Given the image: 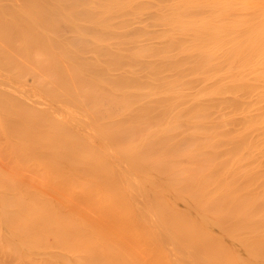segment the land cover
<instances>
[{"label": "bare ground", "instance_id": "obj_1", "mask_svg": "<svg viewBox=\"0 0 264 264\" xmlns=\"http://www.w3.org/2000/svg\"><path fill=\"white\" fill-rule=\"evenodd\" d=\"M263 51L264 0H0V264L65 226L117 264H264Z\"/></svg>", "mask_w": 264, "mask_h": 264}, {"label": "rangeland", "instance_id": "obj_2", "mask_svg": "<svg viewBox=\"0 0 264 264\" xmlns=\"http://www.w3.org/2000/svg\"><path fill=\"white\" fill-rule=\"evenodd\" d=\"M145 1V0H144ZM263 53H264V51H263ZM260 62V61H259ZM260 65V66H259ZM264 58H263V61H261V63H258V65L256 64V67L257 68H253L252 69V72H251V75H250V77H251V80H250V83H252L253 84V86H255V91L256 92H253V93H251L250 95H248V99H250V101H252L253 102V105L251 106V108H250V111H251V114L253 115V122L255 121V117L254 116H256L257 117V119H256V121L257 122H255V123H257L256 125H254V124H251L250 125V128H249V130H248V132H249V137H250V147H249V159H248V162H247V164H248V168H249V170H250V172L249 173H253L252 175L253 176H251L252 177V180H253V178H254V172L255 171H257V175H259V177H258V180H257V183H258V187H260V189H262V194H264V114H263V111H264V108H263V110L262 111H259L260 110V107H263L264 106ZM261 68H263V69H261ZM254 69L255 70H257V72H256V75H257V73H258V71H259V73L260 72H262L263 71V76L261 77L260 75H257V77L258 76H260V77H258L259 78V80H255V79H253L252 77H253V74H254ZM259 69V70H258ZM261 78H263V79H261ZM260 79H261V81H260ZM263 80V81H262ZM246 99V94H245V97H244V100ZM259 109V110H258ZM262 109V108H261ZM263 114V115H262ZM258 115H260V116H258ZM256 142V143H255ZM255 145H257V146H255ZM259 173V174H258ZM30 175V174H29ZM34 176H36V175H34ZM26 177V178H25ZM25 177H24V179H26V181L29 183V179L31 180V182L29 183V184H34L35 185V183L34 182H36V186H38V184L40 185V183H38L37 182V180H39V179H41V178H39V177H37V179H36V177H35V181H33L34 179H33V177H32V175H31V177H28V176H26L25 175ZM250 177V178H251ZM28 178V179H27ZM39 178V179H38ZM43 180H46V181H43ZM26 181H25V183H26ZM33 181V182H32ZM42 182H46V183H48V179L46 178V179H43L42 178V180H41ZM52 180H50V182H51ZM54 181V180H53ZM56 181H58V180H56ZM56 181H54L55 183H57ZM254 180L253 181H251V183H253L254 184ZM53 184V187L56 185V184ZM254 186H257V184L256 185H254ZM41 187V186H40ZM258 187H256V188H258ZM254 189H255V187H253ZM260 189L259 190H257V191H260ZM256 190V189H255ZM63 192H65V194L67 195V196H65L64 195V193ZM57 193H58V196H56L57 195ZM69 192L68 191H64V189H60L59 188V190L57 189L56 190V188L55 189H51V190H49V195L47 196V198L48 199H53L54 198V200L56 199V200H58V201H64V202H62V204L63 205H61V201L58 203V205H59V207L64 211V212H66V209L69 211V212H71L72 214H74V212H76V210H77V213L75 214V216H77V218H79L80 216L81 217H86L87 215V217H90V218H98L97 217V214H95L94 216H92L91 217V214H92V211L91 212H88L89 210H86L87 211V213H86V211H85V213L83 212L87 207H88V200L86 201L85 200V202L86 203H84L85 205L83 206V203H82V205H81V203H80V206H83L82 208H80V207H76L75 205L77 204L76 202L78 201L79 202V199H74V200H72V201H69V194H68ZM260 193V194H261ZM51 194H52V197H50L51 196ZM64 197H63V196ZM67 197V199H65ZM70 197H71V195H70ZM78 197V196H77ZM71 199V198H70ZM82 200H84V199H82ZM68 204H67V203ZM80 202H82V201H80ZM79 204V203H78ZM67 205V206H66ZM71 207V209H70V207ZM79 206V205H78ZM73 207H75V209L73 208ZM80 208V209H79ZM73 209H74V212H72L73 211ZM68 212V213H69ZM82 212V213H81ZM95 212H97V211H95ZM82 214H85V215H82ZM93 214H94V212H93ZM93 220H91L90 222L98 229V230H100L99 228H101V230L103 231V232H106V230L109 228V226H108V224H106L105 222V224L108 226V227H104V226H106L104 223V225L103 224H101V225H103L102 227L100 226V223H102V222H100V223H98V221H97V224H95L96 222L94 221V222H92ZM99 226V227H98ZM75 226H72V228H74ZM77 227V230L75 229ZM74 229H73V232L76 230V231H78L79 230V228L80 227H82L81 229H80V232L81 233H83L82 235V237H79V238H75L74 236L72 237L71 235H70V233L72 232L71 230H72V228L70 227V226H65L63 229L61 228L60 229V227H57L56 229H54V227H52V228H50L51 230L53 229V231L55 230L56 232H58V230L59 231H63V236L62 235H60V234H57V236H60L59 237V239L61 240V241H63V243H61L60 242V240L58 241L57 240V243L55 242V240L56 239H54L53 240V238H48V237H46V238H44V240H42V239H39V241H38V239H29V240H26V243H27V245L26 246H28L29 244V246H28V248H26V251L25 252H27V255H28V257L26 258V256H25V260H27L26 261V264L28 263V264H30L31 263V260H32V263L33 264H88L87 263V260H91L90 262H92V263H94V264H100V263H102V264H117V261H116V258L115 257H117V255H116V253H115V249L113 250V249H110L113 245H115L116 244V246L117 245H121L122 246V243L120 244L118 241H116V240H114V241H111V239L112 238H109V240H103V244L101 243L100 244V242H101V240H96L97 242H95V240L93 241V239L90 241V239L87 237V231H88V227H87V231L86 230H84V227H86V226H80V227H78V226H76ZM104 227V228H103ZM105 231H104V230ZM23 230V229H22ZM67 230H69V231H67ZM100 230V231H101ZM71 231V232H70ZM84 231H86V232H84ZM92 231L94 232V230L92 229ZM101 231V232H102ZM69 233V234H68ZM68 235V236H67ZM86 235V236H85ZM69 237V238H68ZM71 237V238H70ZM65 238V239H64ZM74 238V239H73ZM69 239H72L73 241L71 242V240H70V243L68 242L69 241ZM68 240V241H67ZM77 240V241H76ZM53 243H52V242ZM67 241V242H66ZM75 241V242H74ZM105 241V242H104ZM111 241V242H110ZM59 242H60V245H62V247H60V245L58 246V244H59ZM75 244H74V243ZM86 242V245L84 244ZM114 242H115V244H114ZM119 244H118V243ZM43 243V244H42ZM46 243V244H45ZM48 243V244H47ZM51 243V244H50ZM55 243L57 244V246L55 245ZM78 243V244H77ZM105 243V244H104ZM113 243V245H111L110 246V244H112ZM91 244H92V246H91ZM136 244H139V243H136ZM37 245V246H36ZM51 245H53V246H51ZM65 245V246H64ZM96 245H97V247H96ZM135 245V243H132V242H129V244L127 243V245L125 246L126 247V249H127V247H133ZM32 246V247H31ZM48 246L50 247V248H48ZM91 246V247H90ZM104 246V247H103ZM108 246L110 247L109 249L110 250H112V251H105L104 249H106V247H107V249H108ZM63 247H65V248H63ZM75 247V248H74ZM92 247H93V249H92ZM118 247V246H117ZM120 247V246H119ZM123 247V246H122ZM137 247H139V248H141L140 249V252H142V247H144V245H141V247L140 246H137ZM136 247V248H137ZM29 248H31V249H29ZM37 248V249H36ZM39 248V249H38ZM41 248V249H40ZM62 248V249H61ZM79 248V249H78ZM99 248H101V251H102V253H101V251H98V249ZM113 248H114V246H113ZM121 248V247H120ZM120 248H118V249H120ZM29 249V250H28ZM106 249V250H107ZM65 250V251H64ZM74 250H76V251H74ZM98 251V253L99 254H97V253H95V252H97ZM68 251V252H67ZM77 251H78V253H77ZM105 251V252H104ZM114 251V252H113ZM116 251H117V248H116ZM131 251H132V249H131ZM106 252H107V254H106ZM70 253H72L73 255H71ZM115 254V255H111V254ZM118 253H119V250H118ZM64 254V255H63ZM74 254H76L75 256H77V260L76 261H74L76 258L74 257ZM80 254V255H79ZM100 254L102 255L101 257H100ZM48 256V258H47V256ZM78 255L80 256L79 258H78ZM81 255H83V256H81ZM142 255V254H141ZM60 256V257H59ZM63 256V257H62ZM72 256V257H71ZM103 256L104 257H106L107 256V258L105 259V261L109 258V261H107V263H103ZM115 256V257H114ZM143 256V255H142ZM74 257V258H73ZM99 257V261L98 260H96L97 258ZM63 258V259H62ZM46 260V262L45 261H43V260ZM74 259V260H73ZM80 261H79V260ZM111 260V261H110ZM36 261H37V263H36ZM66 261V262H65ZM78 261V262H77ZM98 261V262H97ZM102 261V262H101ZM55 262V263H54ZM96 262V263H95ZM100 262V263H99ZM91 263V264H92Z\"/></svg>", "mask_w": 264, "mask_h": 264}]
</instances>
